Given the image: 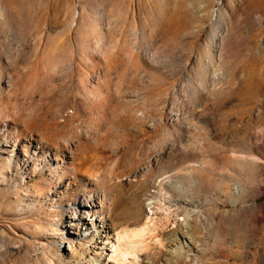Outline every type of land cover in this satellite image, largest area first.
<instances>
[{
    "label": "rangeland",
    "instance_id": "rangeland-1",
    "mask_svg": "<svg viewBox=\"0 0 264 264\" xmlns=\"http://www.w3.org/2000/svg\"><path fill=\"white\" fill-rule=\"evenodd\" d=\"M0 150V264H264V0H0Z\"/></svg>",
    "mask_w": 264,
    "mask_h": 264
},
{
    "label": "bare ground",
    "instance_id": "bare-ground-1",
    "mask_svg": "<svg viewBox=\"0 0 264 264\" xmlns=\"http://www.w3.org/2000/svg\"><path fill=\"white\" fill-rule=\"evenodd\" d=\"M68 144V143H66ZM69 147V146H68ZM1 151V150H0ZM11 159V158H10ZM11 160H8V164H10ZM105 192L103 190H100L99 192H93L89 191L81 196V198L78 200V207L76 210H73L70 216L69 221L65 224V228L69 230L71 233L75 234L76 236L79 235H85V233H92L96 230L99 231V228H101V231H106L108 229V224H104V218L101 216L99 217L98 214H96V211H94V207H97L99 204H103V200L105 199ZM116 207L119 206V203H115ZM153 207L151 201L148 203V219H150V214L153 213ZM150 212V214H149ZM131 217V216H130ZM184 217V218H183ZM183 217L179 220L175 221V231L176 233H180L179 235H175L176 233H173L171 236H174L172 238L173 243L172 246L168 245L167 252L169 254H175L178 255L180 253L187 254L190 249H193L192 246V238H193V225L190 222V220H195L197 224L201 227L202 225V219H206V216L203 214L201 209L195 207L194 209H191L190 211H186L183 214ZM147 219V220H148ZM150 221V220H149ZM148 221H146L143 225H141L139 228L134 229L132 231V235L135 237H141V240L138 242L139 244L145 243V239H142L144 236L149 234L151 232V226H148ZM95 234V233H93ZM96 234H99L96 233ZM127 235V233H124V236ZM98 237H100L98 235ZM118 237V236H117ZM156 241V245L161 246V240H154ZM97 242L103 243L100 240ZM106 244H111L110 249L114 247V243L112 241L105 242V246H101V250L107 249ZM146 245V244H145ZM98 247L97 245L93 246L92 254L95 256V263L94 264H107V262L114 263L113 256L109 255V258L106 259L105 253L102 251H97ZM111 252L116 253V246L114 249H111Z\"/></svg>",
    "mask_w": 264,
    "mask_h": 264
}]
</instances>
